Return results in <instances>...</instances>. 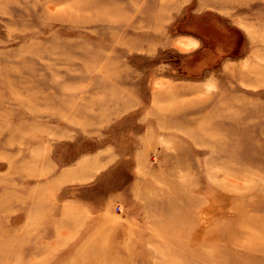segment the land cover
Instances as JSON below:
<instances>
[{
    "label": "rangeland",
    "instance_id": "1",
    "mask_svg": "<svg viewBox=\"0 0 264 264\" xmlns=\"http://www.w3.org/2000/svg\"><path fill=\"white\" fill-rule=\"evenodd\" d=\"M2 257L264 264V0H0Z\"/></svg>",
    "mask_w": 264,
    "mask_h": 264
},
{
    "label": "bare ground",
    "instance_id": "2",
    "mask_svg": "<svg viewBox=\"0 0 264 264\" xmlns=\"http://www.w3.org/2000/svg\"><path fill=\"white\" fill-rule=\"evenodd\" d=\"M193 42H194V43L191 42V43H188V44H195V43H196L195 40H193ZM16 241H18V240H16ZM4 251H5V250H4ZM5 255H6V254H5ZM5 255H4V256H5ZM3 258H4V257L0 258V260L3 259Z\"/></svg>",
    "mask_w": 264,
    "mask_h": 264
}]
</instances>
